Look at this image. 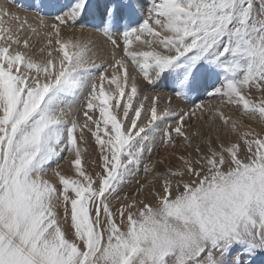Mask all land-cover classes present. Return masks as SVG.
Masks as SVG:
<instances>
[{"label":"snow or ice","instance_id":"1","mask_svg":"<svg viewBox=\"0 0 264 264\" xmlns=\"http://www.w3.org/2000/svg\"><path fill=\"white\" fill-rule=\"evenodd\" d=\"M10 2L36 15L0 3V264H256L264 0Z\"/></svg>","mask_w":264,"mask_h":264},{"label":"rangeland","instance_id":"2","mask_svg":"<svg viewBox=\"0 0 264 264\" xmlns=\"http://www.w3.org/2000/svg\"><path fill=\"white\" fill-rule=\"evenodd\" d=\"M7 2V5L12 8L13 10L19 11L21 14H27L30 17H34L36 15L35 11L32 9H24V8H17L15 4L11 3L10 0H0V3H5ZM9 2V3H8ZM17 2H22L24 4H31L34 2V0H17ZM111 0H92V3L97 5L100 11H103V7L107 4H109ZM6 4V3H5ZM94 23V20L92 17L85 16L83 20L79 21V24H84L87 25V27L84 29V35H91L93 40L102 44L103 47L99 50V55L103 58H109L110 56V49L108 46L104 43V38L101 34L96 32L94 29H92V24ZM79 25H77V28ZM79 34V33H77ZM142 91L145 94H156L159 93L161 95V101H160V107L163 108L166 106V97L167 95L171 94V88L167 86V81L162 80L160 81L154 88L151 86H148L147 84L142 85ZM206 97L203 95H200L198 98L194 97L193 100L190 101H183V100H176L175 98L173 99V104L177 105V112H179L181 109H187L192 106L194 102H199V100H205ZM147 104V102H146ZM174 120H165L162 124H160L159 129L157 130L156 133H154L155 137V143L153 145L154 147V152L151 154L152 159H158L160 157H163L167 154L169 151L168 148H166L162 144V138H163V133L164 130L167 128L169 124H173ZM88 144L90 146V149H95L94 145V140L90 136L88 137ZM98 151V150H97ZM65 155H67L65 153ZM93 155L95 156V152H93ZM149 158V154L145 153V162H147ZM63 168L64 171H68L67 165L65 164L64 161L59 162ZM56 165L53 164L52 168H55ZM98 170V169H97ZM71 174V173H69ZM143 177V168L140 169V173L136 175L135 177L131 178V182L125 186L124 191H130L136 186V180H141ZM256 264H264V255H257L256 257Z\"/></svg>","mask_w":264,"mask_h":264},{"label":"bare ground","instance_id":"3","mask_svg":"<svg viewBox=\"0 0 264 264\" xmlns=\"http://www.w3.org/2000/svg\"><path fill=\"white\" fill-rule=\"evenodd\" d=\"M6 4H7V2H5ZM9 3V2H8ZM8 6V5H7ZM9 7V6H8ZM21 15H27V14H21ZM27 16H29V15H27ZM30 17V16H29ZM31 18V17H30Z\"/></svg>","mask_w":264,"mask_h":264}]
</instances>
